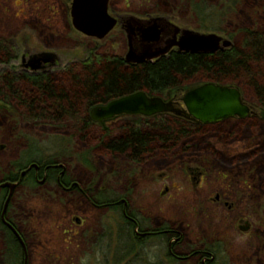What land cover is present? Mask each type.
<instances>
[{
    "label": "rangeland",
    "instance_id": "1",
    "mask_svg": "<svg viewBox=\"0 0 264 264\" xmlns=\"http://www.w3.org/2000/svg\"><path fill=\"white\" fill-rule=\"evenodd\" d=\"M68 1L0 0V41L18 35L20 39L29 37L27 45L44 52L47 46L57 55L69 51L65 47L67 41L79 43L80 38L64 19ZM180 1L109 0V11L138 17L150 13L165 15L193 30L216 32L198 29ZM224 28V33H216L227 37L236 30L264 28V0H238L237 11ZM121 32L115 29L101 40L100 54H125L127 47ZM231 40L237 42L235 36ZM88 43L84 40V46ZM227 83L240 90L255 115L212 124L185 142L180 141L167 155L159 151L147 157L142 173L132 179L131 195L136 199L133 205L148 218V225L175 229L181 237L182 251L224 245L220 249L224 250L227 264H264V109L257 106L250 90L232 81ZM127 121L133 120L125 118L106 124L113 132ZM100 132L99 126H93L87 139L81 141L67 122L26 121L0 109V181L34 159L63 162L72 176L83 183L92 178L85 160L107 174L123 162L102 147L96 151L97 157L78 161L84 146H96ZM186 166L199 168V181L186 177ZM18 195L22 210L30 215L20 224L29 235V264H75L78 242L66 251L69 242L63 240L72 239L74 232L68 229L64 213L86 211L87 205L71 196L64 199L66 207L62 206V197L53 189L50 197L43 199L33 197L31 191L21 190ZM246 221L251 225L247 232L239 228ZM64 230L68 234H63Z\"/></svg>",
    "mask_w": 264,
    "mask_h": 264
},
{
    "label": "flooded vegetation",
    "instance_id": "2",
    "mask_svg": "<svg viewBox=\"0 0 264 264\" xmlns=\"http://www.w3.org/2000/svg\"><path fill=\"white\" fill-rule=\"evenodd\" d=\"M71 2L72 0H69L65 4L64 19L66 20L69 29H73L75 36L80 38L79 43L78 41L74 42L69 39L67 45H65L69 51L57 55L58 58L54 61L51 68H46L43 71L31 72L29 68H22L19 66L21 60L26 61L30 56H37L41 52H44V50H39L36 47H29L27 45L28 42H30L29 37L26 40L24 38L20 39V37L16 35L9 40L3 39L0 41V50L2 51V56L6 57V59H10V62L6 65H0V71L11 72L15 75L20 72L29 75L47 74L57 71L66 72L68 66L74 62L86 61L99 56L101 40L85 36L73 28L70 18ZM110 14L124 16L112 12ZM151 15L159 14L150 13L144 14L141 17L133 14V16L140 19H146V17ZM166 17L169 18L170 23L176 26H182L178 22H175L171 17ZM117 27L118 28H114L112 31L115 29L122 31L121 35L126 43L124 31L121 30L118 25ZM109 34L104 39H106ZM42 37L41 40H44L45 36ZM84 40L89 42L85 46ZM53 50L52 47L47 46V52L53 53L50 52ZM125 54L123 56L109 55L120 57L124 60L123 58ZM171 54L178 53L171 50L166 56L161 58H166ZM161 58L152 63L144 64H154ZM203 84L206 83L196 82L166 92L162 95L141 91L149 98L159 97L164 102L171 103V112L161 113L151 117L123 115L107 121L97 122L91 119V109L98 106H104L110 101L92 107L89 110V118L95 127L97 125L101 128V132L96 138V146H84V151L80 154L78 161H83L85 158L88 160L91 156H93V158L97 157L96 151L102 147V149L111 156L123 162L118 163L115 167L111 168L107 174H102L101 169H95L90 163L88 164L89 168L86 169L92 171V178L86 183H83L72 176L69 166L65 165L63 162H58L56 160L51 161V159H34L28 161L26 165L20 167L16 173L10 175L7 179L1 180L0 184L10 182L15 183L16 186H14L11 191V196L5 212H3V206L10 190L7 187H0V246L2 247V250L0 251V264H29L30 262V245L28 244L29 235L25 231L23 232L20 228V224H24L23 221L27 219L28 213L23 211L20 206L18 192L21 190L26 192L31 191L33 197L43 199L45 197H50L52 189L62 197V206L67 203L64 202V199L71 196H77L82 204L87 205L86 211H66L64 213L68 229H70V231L73 230L74 232L72 239L65 238L63 240V242H69L67 243L66 251L69 250V248H72L73 243L76 240L78 242L76 244L78 255L75 264H186L188 262L191 264H227L224 250H222L224 245H211L206 247L203 245L182 251L181 237L175 229L163 227L162 224L157 227L148 225V218L143 215L140 210H136L133 205L136 199L131 195L132 179H135L138 172L139 174L142 173V164L144 166L146 158L155 156L159 151L164 155H167V153L172 151V148L177 144L170 143L171 146H169V148H164L163 142H153L150 144V148L147 149L146 153L134 160L125 158L121 153L111 154L110 150H108L103 144L105 140L121 138V136L125 134L127 128L147 127L148 124L158 123L161 119L169 118L200 126V131L202 132L206 127L212 124L204 125L186 117V109L182 102V98L187 92ZM249 107L251 110L250 115H255L253 108L251 106ZM125 118H131L133 121H127L119 126H116L118 124L116 123L115 128H117V130L113 132L106 124L115 123ZM230 119L239 120L240 118ZM225 121H229V119L219 123H224ZM137 123H140L141 125L138 127ZM141 132L144 133L143 135L147 134L145 130ZM148 134L151 138L157 136L154 132H148ZM195 135L197 134L194 132L187 134L186 137H184V142ZM183 155H186V153H183ZM135 168H137V170L140 168V170H133ZM183 172L188 179L199 181L201 178V172H199V168L197 167L193 168L186 166L184 167ZM215 199L218 200L219 198L216 196ZM66 205L67 204H65V207ZM28 218H30V215ZM239 228L240 230L247 232L251 229V225L246 221L245 226ZM68 232L69 231L64 230L63 234H68ZM68 253H72V251H69ZM66 263L72 264L71 261Z\"/></svg>",
    "mask_w": 264,
    "mask_h": 264
},
{
    "label": "trees",
    "instance_id": "3",
    "mask_svg": "<svg viewBox=\"0 0 264 264\" xmlns=\"http://www.w3.org/2000/svg\"><path fill=\"white\" fill-rule=\"evenodd\" d=\"M180 3L198 29L219 33L225 30L238 6V0ZM234 36L237 42L229 50L171 54L154 64L133 66L120 57L101 53L96 58L74 62L66 72L15 75L0 71V109L26 121L67 122L81 141L87 139L94 126L89 118L92 107L139 91L162 95L196 82L229 85L227 82L232 81L250 90L257 106L264 109V28L236 30L227 37ZM9 62L0 50V65ZM144 130L146 135L141 132ZM200 130V126L173 118L161 119L147 127L127 128L121 138L105 140L103 144L111 154L121 153L134 160L146 153L153 142H163L164 148H169L170 143L178 144L187 134H200ZM148 132L157 136L151 138Z\"/></svg>",
    "mask_w": 264,
    "mask_h": 264
},
{
    "label": "water",
    "instance_id": "4",
    "mask_svg": "<svg viewBox=\"0 0 264 264\" xmlns=\"http://www.w3.org/2000/svg\"><path fill=\"white\" fill-rule=\"evenodd\" d=\"M108 4L109 0H72L71 24L76 31L98 40L104 39L118 25L125 33L127 52L123 59L129 64L152 63L171 50L178 54H213L233 47L232 40L224 35L176 26L166 16L151 15L140 19L133 15H112ZM57 58L55 53L41 52L26 61L21 60L19 66L29 68L31 72L43 71L51 68ZM182 102L185 116L204 125L230 118L243 119L251 113L239 89L233 86L206 83L187 92ZM171 110V103L159 97L149 98L140 91L94 107L90 116L94 121L103 122L123 115L151 117ZM14 186L16 184L10 182L0 184L10 190L3 212Z\"/></svg>",
    "mask_w": 264,
    "mask_h": 264
}]
</instances>
